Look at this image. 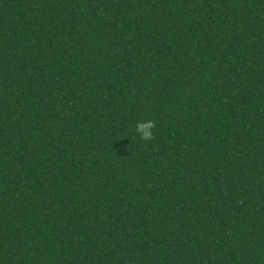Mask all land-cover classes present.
Segmentation results:
<instances>
[{
	"label": "trees",
	"instance_id": "obj_1",
	"mask_svg": "<svg viewBox=\"0 0 264 264\" xmlns=\"http://www.w3.org/2000/svg\"><path fill=\"white\" fill-rule=\"evenodd\" d=\"M0 264H264V0H0Z\"/></svg>",
	"mask_w": 264,
	"mask_h": 264
},
{
	"label": "clouds",
	"instance_id": "obj_2",
	"mask_svg": "<svg viewBox=\"0 0 264 264\" xmlns=\"http://www.w3.org/2000/svg\"><path fill=\"white\" fill-rule=\"evenodd\" d=\"M155 127V122L152 120L138 121L135 130L139 134L140 139L149 141L153 139V129Z\"/></svg>",
	"mask_w": 264,
	"mask_h": 264
}]
</instances>
